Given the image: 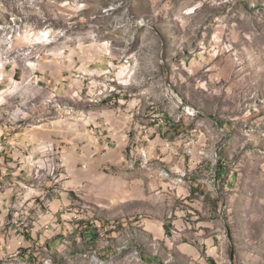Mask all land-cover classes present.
<instances>
[{"label": "crops", "instance_id": "1", "mask_svg": "<svg viewBox=\"0 0 264 264\" xmlns=\"http://www.w3.org/2000/svg\"><path fill=\"white\" fill-rule=\"evenodd\" d=\"M182 16L186 19L190 15ZM0 19L33 21V0H0ZM220 28L212 41L221 40L222 46L224 27ZM135 42L140 46V41H132L131 47ZM4 43L0 38V62ZM144 43L148 49L144 56L155 54L154 47ZM186 45L180 47L183 52ZM27 46H33L31 30L13 47ZM46 46L36 61L32 56L19 59L13 66H0V264L33 259L37 234L56 226L63 207L68 209L62 216L67 221L81 218L80 213L86 215L88 206L103 220L144 214L147 219L136 224L154 242L174 247L175 235L187 239L196 236L197 250L189 242L177 246L187 255H199L204 245L215 247L229 181L222 180L223 171L216 176L220 185L214 186L209 178L207 160L201 158V151H207L204 145L211 142L204 135L207 132L191 127V115H173L154 106V102L162 101V92L149 98L147 90L134 89L138 83L143 87L155 84L159 89L166 74L167 84L175 86L180 80L173 73L179 48L166 46L159 64L154 65L145 57L140 61L143 57L135 55L132 48L118 56L110 41L99 34L69 38L61 45L52 41ZM187 51L181 60L184 70L212 73L225 69L219 51ZM123 57L130 66L119 61ZM15 76L20 80L14 83ZM98 79L101 83L97 84ZM211 80L205 77L204 83L208 85ZM108 81L115 86H110L111 92L105 87ZM93 83L106 89H100L104 97L98 99L93 111L71 117L61 113L57 119L39 114L43 108L36 99L39 89L55 93L61 100L77 97L79 102L80 94L93 92ZM146 128L151 133L149 138L143 134ZM54 145L61 149L63 158L62 177L56 182L50 178L51 165L45 158L47 148ZM200 154L199 162L196 159ZM55 185L60 192L50 200L47 193L49 189L55 192ZM39 200L48 208L46 212L41 210ZM216 211L218 220L214 219ZM206 232L211 235L208 239ZM108 251L110 255L111 248Z\"/></svg>", "mask_w": 264, "mask_h": 264}, {"label": "rangeland", "instance_id": "2", "mask_svg": "<svg viewBox=\"0 0 264 264\" xmlns=\"http://www.w3.org/2000/svg\"><path fill=\"white\" fill-rule=\"evenodd\" d=\"M153 1L33 0V21L3 22L0 19V38L5 42L0 66H13L19 59L32 56L36 61L47 47L46 43L53 41L61 45L69 38L77 40L92 34L106 37L118 56L132 48L135 55L143 57L140 61H144L148 51L146 41L154 47L155 54H148L145 61H154V65L159 64L168 46L179 48L180 53L174 57L178 66L173 73L180 80L175 86L167 84L166 74L164 85H156L159 89L155 84L143 87L139 83L134 89L147 90L149 98L162 92V101L154 102V106L159 105L160 110L173 115H191V127L207 132L204 135L211 142L204 145L207 151H201V158L207 160L209 178L218 186L220 181L216 176L223 171L222 180L229 181L228 193L224 194L220 208L224 219L215 235L216 246L204 245L199 255H187L177 246L189 242L187 244L196 249V236L187 239L175 235L174 247L154 242L153 237L136 224L138 220L147 219L144 214L103 220V216L88 206L86 215L80 213L81 218L67 221L62 216L68 209L63 207L56 226H48L37 234L39 240L33 244V259L15 264H264V0H186L183 4V0ZM185 13L190 15L186 19L182 16ZM219 26L224 27L222 46L221 40L216 41L217 44L212 41V37L221 32ZM30 30L33 46L14 49L16 41ZM132 41H140V46L135 42L131 47ZM186 43L185 51L188 48L202 54H207L206 50L211 54L219 51L225 69L212 73L184 70L181 60L185 51L180 47ZM218 43L221 47H217ZM120 60L130 66L127 58ZM205 77L212 79L208 85L204 83ZM19 80L20 77L15 76L13 82ZM95 85L93 83L94 94H80L82 101L79 102L77 97L61 100L55 93L53 96L52 92L39 89L36 99L43 103L39 114L57 119L61 113L63 117H71L93 111L98 99L104 97L100 89H105ZM110 86L115 87L108 81L105 87L111 92ZM144 132L149 133V129ZM53 147L55 154L46 150L48 158L63 160L61 149ZM200 156L196 159L199 162ZM49 175L54 182L61 179ZM49 190L47 198L50 200L60 192L57 185L55 192ZM39 202L41 210L46 212L44 202ZM216 213L214 219L218 220L219 213ZM205 236L206 239L211 237L208 232ZM95 240L99 243L94 244ZM110 248L109 255L106 251Z\"/></svg>", "mask_w": 264, "mask_h": 264}, {"label": "bare ground", "instance_id": "3", "mask_svg": "<svg viewBox=\"0 0 264 264\" xmlns=\"http://www.w3.org/2000/svg\"><path fill=\"white\" fill-rule=\"evenodd\" d=\"M46 35H48V34H46ZM47 151H51L54 153L55 149L53 147H48ZM45 158H46L47 163H49L51 165L50 174L53 176L57 175V176L62 177V174H60V171L62 169L61 166H63L62 161L60 159H58V161H55V159H52V158L50 159V158H48V156H46ZM55 178H57V177H55Z\"/></svg>", "mask_w": 264, "mask_h": 264}, {"label": "built area", "instance_id": "4", "mask_svg": "<svg viewBox=\"0 0 264 264\" xmlns=\"http://www.w3.org/2000/svg\"><path fill=\"white\" fill-rule=\"evenodd\" d=\"M143 134H144V137H146V138H149L151 135V133H145L144 131H143Z\"/></svg>", "mask_w": 264, "mask_h": 264}, {"label": "trees", "instance_id": "5", "mask_svg": "<svg viewBox=\"0 0 264 264\" xmlns=\"http://www.w3.org/2000/svg\"><path fill=\"white\" fill-rule=\"evenodd\" d=\"M220 173H218V176L220 177V175H219ZM167 229V234H169V229H168V227L166 228Z\"/></svg>", "mask_w": 264, "mask_h": 264}]
</instances>
